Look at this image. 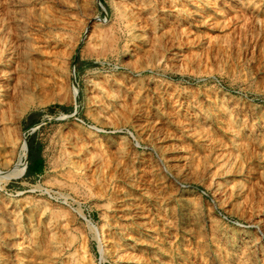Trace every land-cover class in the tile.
Instances as JSON below:
<instances>
[{
	"label": "rangeland",
	"instance_id": "374dc122",
	"mask_svg": "<svg viewBox=\"0 0 264 264\" xmlns=\"http://www.w3.org/2000/svg\"><path fill=\"white\" fill-rule=\"evenodd\" d=\"M0 55V264H264V0H0Z\"/></svg>",
	"mask_w": 264,
	"mask_h": 264
},
{
	"label": "bare ground",
	"instance_id": "6f19581e",
	"mask_svg": "<svg viewBox=\"0 0 264 264\" xmlns=\"http://www.w3.org/2000/svg\"><path fill=\"white\" fill-rule=\"evenodd\" d=\"M107 36V35H106ZM1 56V55H0ZM22 64V63H21ZM22 66V65H21ZM7 71H11V70H7ZM15 72V71H14ZM7 73V72H6ZM4 74V71H0V76ZM19 74V73H18ZM11 75V74H10ZM14 75V74H13ZM20 76V75H19ZM9 82V81H8ZM6 84V83H5ZM3 87V84H1V81H0V88ZM18 89V88H17ZM16 89V90H17ZM21 91H23V89H21ZM18 92V91H16ZM16 94V93H14ZM22 94H25L24 92ZM13 95V94H12ZM11 95V96H12ZM15 96V95H14ZM13 96V97H14ZM12 97V100L11 102L13 101V104L15 103L14 102V99ZM20 97V96H19ZM20 99V98H19ZM25 99V98H24ZM16 101V100H15ZM17 102V101H16ZM15 107V106H14ZM12 108V107H11ZM26 109H24L25 111ZM28 149V146L26 143H24L22 145V151H23V154L20 156V158L18 159L17 163L15 164V166L9 170L8 172L4 173V176L6 178H11V177H15V176H23L25 171H26V168H27V160H26V157H27V154H26V151Z\"/></svg>",
	"mask_w": 264,
	"mask_h": 264
},
{
	"label": "crops",
	"instance_id": "0c3cea01",
	"mask_svg": "<svg viewBox=\"0 0 264 264\" xmlns=\"http://www.w3.org/2000/svg\"><path fill=\"white\" fill-rule=\"evenodd\" d=\"M35 166L32 168L33 169V174H36L37 173V170H36V167H37V165L36 164H34ZM31 169V170H32Z\"/></svg>",
	"mask_w": 264,
	"mask_h": 264
},
{
	"label": "trees",
	"instance_id": "16d2710c",
	"mask_svg": "<svg viewBox=\"0 0 264 264\" xmlns=\"http://www.w3.org/2000/svg\"><path fill=\"white\" fill-rule=\"evenodd\" d=\"M31 161H32V157H31V159H30ZM28 169H29V167H28Z\"/></svg>",
	"mask_w": 264,
	"mask_h": 264
}]
</instances>
